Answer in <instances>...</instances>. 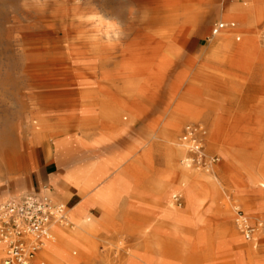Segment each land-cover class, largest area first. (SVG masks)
Wrapping results in <instances>:
<instances>
[{
    "label": "rangeland",
    "instance_id": "374dc122",
    "mask_svg": "<svg viewBox=\"0 0 264 264\" xmlns=\"http://www.w3.org/2000/svg\"><path fill=\"white\" fill-rule=\"evenodd\" d=\"M27 1L0 0V205L21 196L48 193L63 203L70 215L82 199L79 193L71 192L67 177L85 178L106 159L126 153L134 143L146 139L153 142L138 148L143 151L152 145L151 165L161 168L162 127L175 119L177 106L183 102L198 106L202 114L177 121L171 146L178 150L177 144L183 143L187 152L175 156L174 162L185 173L201 174L204 182L208 177L217 181L215 203L204 201L205 194L198 193L195 209L184 219L163 220L150 213L156 203L147 193L145 178H117L116 170L109 169L108 175L96 182L98 190L110 186L107 218L89 241L64 244L62 264H236L240 259L244 264H264V240H255V234L264 235V208L258 204L263 190L259 186L264 182V145L254 141L255 134L249 135L241 152L243 167L234 166L229 175L217 171L224 152L231 148L227 138L236 130H255V120L264 116V84L232 67L227 62L232 59L229 53L217 52L211 57L216 37L212 29L217 23L226 24L221 15L228 6L245 13L251 25L246 34L234 23L237 32L230 37L231 43L239 44L250 34L262 39L264 19L254 20L264 10V0H215L216 11L209 17L207 1L107 0L118 12L117 19L104 16V12L109 13L106 8L98 9L97 17L84 13V24L79 27L92 39L100 38L97 48L83 44L68 50L67 42L73 41L75 33L62 36L54 21L55 33L47 36L49 41H57L60 62L48 69L45 65L51 57L40 50L37 88H31L20 73L30 54L19 51L17 40L44 24L26 13L23 5ZM198 28L204 32L201 38H195ZM177 40L182 42L181 50L170 53ZM131 43L150 47L147 59H155L152 65L166 58L164 78H152L147 98L135 103L134 116L122 112L116 128L106 117L108 112L96 109L94 118H82L80 110L71 112V104L80 107V96L58 97L56 93L79 90L81 80L96 91L104 88L121 106L132 104L121 64ZM45 83L49 86L43 88ZM171 88L175 94L170 99ZM99 99L98 94L88 98L95 108ZM217 117L221 126L215 134ZM188 126L200 128L199 144L182 139ZM110 135L115 136L112 141L97 143L101 136ZM170 191L174 195L171 207L184 211L185 196L175 189ZM247 226L256 228L250 239L245 237ZM73 228L69 223L68 229ZM249 252L257 261H247ZM5 255L6 250L0 264Z\"/></svg>",
    "mask_w": 264,
    "mask_h": 264
},
{
    "label": "bare ground",
    "instance_id": "6f19581e",
    "mask_svg": "<svg viewBox=\"0 0 264 264\" xmlns=\"http://www.w3.org/2000/svg\"><path fill=\"white\" fill-rule=\"evenodd\" d=\"M199 1L209 2L206 12L207 17L214 14L217 8L214 4L215 0ZM254 1L256 2L258 0ZM23 7L24 10H26V13L34 14L44 23L43 27L35 26L36 28L33 27L34 29L30 32L31 34L25 38L20 37L17 40L20 42L19 51H22L21 53L30 54L24 61L20 73L28 79L31 88H37L40 84L38 77L40 50H44L43 53H47V56L51 57V60L45 65L48 66V69L60 62L59 58L61 57H58L59 53L56 52L59 49L57 48L59 47L57 41H49V37L47 36L49 33H55L56 28L53 24L54 21L58 22V30L62 33V36H67L70 31L75 33L73 41L70 43L67 42L68 46L66 48L71 50L75 46L83 44L95 48L98 47V39L100 38L92 39L79 29V27L84 24L82 20L85 18V15H89L88 13H94L92 16L97 17L98 9L104 11L106 8L109 13L104 12V16L108 17L109 15L115 19L118 18V12L116 13L113 11L114 7L109 6L107 0H88L83 3H80L79 0H55L54 2H49V0H28L24 3ZM84 13L85 15H83ZM221 19L226 23L227 27L213 39L211 57H213L214 54L216 55L217 52L223 51L229 53L232 59H227V62L232 67L246 71L250 74V80H261L262 84H264V40L260 39L259 41L256 34L252 36H250V34L249 36L244 35V40L239 44L231 43L230 37L233 33L237 32L234 23L240 24V26H242L241 29L245 31L246 34H249V30L251 29L247 16L238 8L228 6L223 10ZM262 19H264V10H261L259 14L256 15L254 23L261 22ZM198 31H200V28H198ZM238 41H240V38ZM174 43L175 44L172 46L173 48H169L171 51L170 53H178L183 46L181 41L177 40ZM149 48L150 47L147 45L142 46L137 43H131L124 52V58L121 64L126 71L125 76L128 78L125 89L131 98V105L121 106L120 102L114 95L109 96L106 94L107 91L104 88H99V91H96L93 88H88V82L85 80H81L78 83L83 86L79 90H70L65 93L58 92L56 94L58 97H63L65 95L71 97L80 96V107L77 108V106L71 104L72 106H69L71 112L80 110V116L82 118L96 117V115L93 114L96 109L101 113L108 112L106 113V117L109 119L110 124L117 128L119 125L120 114L125 112L132 118L135 114L136 101L138 102V100L140 101L143 98H147L152 78L160 80L164 78V64L166 63V58H161L160 60L157 59L158 63L152 65L154 63L152 61L155 59L152 61L147 59ZM139 49L143 50L140 51ZM100 74L102 75L101 72ZM47 86L49 85H46V83L43 84V88ZM174 91L175 88H171V91L169 92L170 99L174 97ZM97 94L101 95V99L98 100L99 106L97 105V108H95L94 106H91L93 103H89L88 98ZM177 112L179 114L175 119L165 123L162 127L163 135L161 139L164 148L161 153L163 157V166L161 168H153L151 165L152 145L147 147V149L144 148L143 151L138 148L142 146V144L146 146V144L153 142L152 139H146L145 141L134 143L126 153L115 154L106 159L99 167L87 174L85 178L67 177L66 180L71 185V192L79 193L82 200L77 207L71 210L70 215H68V212L66 211L65 222H55L50 225L49 235L43 239V248H41L32 264H62L63 259H65L64 244L74 241L87 242L93 232H95L99 226L104 224L109 212V200L111 199L110 186L98 190L96 182L106 177L109 173V169L116 170L117 178H138L139 181H141V177L145 178L147 183L145 188L148 189L147 193L151 198L155 199L156 203V208H153L150 213H152L154 217H159L163 220L180 222L184 219L190 210L193 212L195 209L194 197L198 193L205 194V197L207 198L204 197V201H208L211 204L215 203V195L218 191L217 181H212L211 177H208L204 182L203 178L205 177L201 174H189L181 171L176 166L174 157L183 152L185 154L187 152L185 147L187 146L183 143H178L177 145L180 147L178 150H174L171 146L174 142L172 138L173 134L178 126L177 121L182 119L185 120L187 118L196 119L202 114V110L196 105H189L180 102L177 106ZM220 120L221 119L218 117L215 119V134L220 132ZM255 121V130H246L244 132L236 130L227 138L231 148L224 152V160L217 167V171H222L229 175L230 169L234 166L240 165L243 167L244 163L242 161L244 156L241 152L245 149V145H248L246 141L247 138H249V135L255 134L256 138L254 141L264 145V116ZM114 137V135L101 136L97 143H107L112 141ZM139 151H141V153H139ZM259 188L263 190L260 191L262 195L260 196L258 204L261 208H264V182L260 183ZM173 189L180 191L185 196L187 208L184 211L179 212L171 207L170 197L172 196L173 198L174 195L173 193L171 194L170 190ZM73 202L74 205H76L75 200H73ZM78 214H81V217H79ZM192 221L193 220H189L188 222L192 223ZM69 223L74 226L71 230L68 229ZM154 229L155 232L158 233L159 228L156 227ZM258 237L260 240H264L263 233L255 234L256 241ZM234 241L238 242L235 235ZM5 250L6 244L0 241V260ZM256 257L257 256H255L254 253L249 252L247 254V261L253 263L257 261ZM236 264H244V261H242V259L237 260Z\"/></svg>",
    "mask_w": 264,
    "mask_h": 264
},
{
    "label": "built area",
    "instance_id": "2783aa9c",
    "mask_svg": "<svg viewBox=\"0 0 264 264\" xmlns=\"http://www.w3.org/2000/svg\"><path fill=\"white\" fill-rule=\"evenodd\" d=\"M226 27L224 23L215 24L212 35L217 36ZM200 133L198 126H188L182 139L199 144ZM65 220V205L48 193L29 194L0 205V241L6 244L2 264H32L43 246V239L49 235L50 225ZM255 230L247 226L245 237L250 239Z\"/></svg>",
    "mask_w": 264,
    "mask_h": 264
},
{
    "label": "crops",
    "instance_id": "0c3cea01",
    "mask_svg": "<svg viewBox=\"0 0 264 264\" xmlns=\"http://www.w3.org/2000/svg\"><path fill=\"white\" fill-rule=\"evenodd\" d=\"M203 33L202 31H197L196 35H195V38H201L203 36ZM238 40V39H237Z\"/></svg>",
    "mask_w": 264,
    "mask_h": 264
}]
</instances>
